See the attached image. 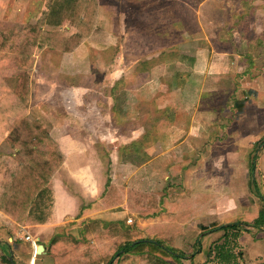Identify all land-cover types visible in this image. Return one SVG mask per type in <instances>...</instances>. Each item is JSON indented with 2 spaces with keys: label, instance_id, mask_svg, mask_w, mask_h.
I'll list each match as a JSON object with an SVG mask.
<instances>
[{
  "label": "crops",
  "instance_id": "crops-1",
  "mask_svg": "<svg viewBox=\"0 0 264 264\" xmlns=\"http://www.w3.org/2000/svg\"><path fill=\"white\" fill-rule=\"evenodd\" d=\"M5 1L10 5L6 10L19 5V0L0 3ZM26 1V9L33 11L38 0ZM40 1L42 16L50 0ZM120 1L123 5L130 2ZM166 1L168 8L146 5L153 15V28L160 23L155 18L169 13L171 30L165 36L160 29L149 34L153 42L155 37L168 42L165 47L170 52L163 46L157 55H137L131 67H118L129 53L117 54L121 62L111 61L114 33L110 27L115 24L103 23V8L97 0L95 29L72 53L45 48L33 55L37 60L49 51L50 59L51 53H57L59 59L71 58L75 63L80 59L81 64L89 58L92 65L88 76L76 65L72 72L65 70L57 111L51 113L42 106L37 116L26 113L31 122L47 128V136L58 146L64 162L53 175L52 221L17 225L0 211V264H55L58 258L70 255L80 260L108 258L126 242L124 236L130 231L138 232L136 240L160 241L175 252L177 258H167L162 264H264V218L259 217L264 211V48L254 43L259 38L253 20L248 26L252 38L244 33L240 19L230 24L221 17L218 30L205 33L201 29L193 34L185 29L187 19L182 16L181 32L185 29L192 37V45L201 42L192 51H183L182 34L177 30L178 4ZM137 4L131 6L139 7ZM250 7L262 9L253 2ZM195 9L199 10L196 6L191 11L195 13ZM238 9L244 12L247 8L239 5ZM37 16L28 25L35 24ZM63 30L75 33L67 26ZM36 62L23 69L14 56L12 70L0 71L29 70L32 76ZM117 69H121L118 78ZM19 99L10 101V110L17 108ZM17 116L6 123L0 119V148L7 147L0 163L2 157L13 156L0 164V198L9 179L6 172L14 169L19 151L5 141ZM153 133L160 144L167 140L169 144L156 146L160 152L151 155L144 150L145 140ZM114 139L130 141L120 150L116 148V158ZM98 149L110 154V160L106 158L101 166ZM114 186L123 191L119 199L107 195ZM136 194L142 201L153 196L154 210H133L131 205L138 206L133 201ZM231 225L239 228L222 229ZM25 234L31 241L24 239ZM38 246L43 247L40 255L36 254ZM142 256L129 253L119 262L151 264L143 262Z\"/></svg>",
  "mask_w": 264,
  "mask_h": 264
},
{
  "label": "rangeland",
  "instance_id": "rangeland-1",
  "mask_svg": "<svg viewBox=\"0 0 264 264\" xmlns=\"http://www.w3.org/2000/svg\"><path fill=\"white\" fill-rule=\"evenodd\" d=\"M19 0L18 7H14V9L6 10L7 5L9 3L5 1V3H0V36L4 33L2 32H8L7 34H10L14 36L13 40L8 42L6 46L0 51L1 59H0V69H11V58L15 56L13 49L16 47V45L23 44L26 41V34H27V26L28 22L34 17V14L41 16V1L38 0L34 5L33 8H35L33 11L29 9V7L26 9V0ZM101 4V7L103 8L101 10V16L103 19V23L106 21L108 24H111L114 22L115 26L110 27V30L114 33V40L112 42L114 46L111 47V53H114V58L111 60L112 62H116L122 59L117 58V54H122L123 52L129 53V56L126 58V60H123V65L118 67H131L132 63L136 61L138 58H140L142 55L146 54V56L150 55H157L161 51H158V48H165V51H169L168 47H165L169 45V43H165L161 37L156 38L153 42V36L149 34V31L158 30L160 29L162 32V35L165 36V32L170 31L171 28L168 25V18L169 13L162 15V18H155L156 22H160L157 24L158 26H155L154 28L151 26L153 24V15L151 16L148 13L149 6L147 5H156L163 8H168L166 4V0H130V2L126 5H123L124 2L120 1L116 3L117 0H98ZM138 3L137 5L139 7H132L131 4ZM206 4H204V3ZM257 3L259 4V9L261 10H254V8L250 7L249 4L251 3ZM176 3L178 4L177 7V20H178V33L181 32L182 27L180 26L183 22V17H185V20L187 19L186 28L188 31L192 32L193 34H197L198 30H204L205 33H207V30H211L213 28H216L215 30L219 29V24H222L220 21V18L223 17L224 21H228L230 24L231 22H234L235 19L238 20L239 25H241L244 33L247 35V37H252L253 33L249 32L248 26L253 20V29L256 28V37L259 38L258 42H254L257 47H263V38L264 37V0H176ZM186 3L188 6H191V9H194L196 6L199 9L195 13L194 10L191 11L189 7L186 6ZM202 4V6H199V4ZM147 4V5H146ZM193 4V5H192ZM239 5L244 6L246 11H239L238 7ZM10 6V5H9ZM8 6V7H9ZM193 6V7H192ZM182 7V9H180ZM217 9L214 12V16H212V12ZM11 8V7H10ZM17 8V9H16ZM189 8V9H188ZM36 10V11H35ZM173 15V13H172ZM35 17V18H38ZM114 16V17H113ZM243 16V17H242ZM112 17V18H111ZM114 18V19H113ZM115 18L119 21H116ZM121 18V19H120ZM124 19V22L122 23V20ZM243 19V20H242ZM215 21V23H214ZM250 21V22H249ZM102 22V21H101ZM226 22V23H228ZM211 23V24H210ZM104 26V24H103ZM183 29V31L185 30ZM181 32V38H178V42L182 40L183 44L182 49L192 51L193 47L195 46H201V42H198L197 44H191V38L190 35L185 34L184 32ZM258 32V33H257ZM210 35V34H209ZM213 35V34H211ZM214 36V35H213ZM254 37V36H253ZM252 37V38H253ZM181 39V40H180ZM184 40V42H183ZM186 40V42H185ZM163 44V45H160ZM177 42V43H178ZM204 42V41H202ZM157 43V44H156ZM186 43V44H185ZM155 47H157L155 49ZM34 54L38 55L40 51L34 50ZM49 52V51H48ZM47 51L42 57H39L37 60L34 58L32 60V63L34 61H37V69L34 74L31 76V72L28 71H18L15 67H12L16 71L12 72H6L4 74H1L0 71V119L1 121L5 122L9 120L10 118H13L16 115H26L27 111L32 114V116H37L38 114H41L40 108L42 106H47L50 108V112L52 113L57 111L58 107L61 105V94L63 93L62 88H64L65 83L63 80L67 77L65 74V70L69 69V71H73L75 65L76 68L82 67L81 72H86V76L89 75L90 67L92 65L91 60L89 58L84 59L85 64L80 63V59L74 62L71 58L65 59L64 57L58 58L59 54L57 53H51L53 56L50 59L49 53ZM136 55V57H134ZM138 55V58H137ZM83 58V57H81ZM143 59V58H141ZM13 66V65H12ZM32 66V65H30ZM115 66V68H117ZM30 68V67H29ZM77 68V70H78ZM64 69V70H62ZM122 69V68H121ZM121 69L116 70L115 77L118 78L119 72ZM12 70V69H11ZM42 71V72H41ZM3 72V71H2ZM28 73V86L26 91L25 98H20L19 101H17L16 106L17 108L15 110H10V101L16 102V89L19 87V84L22 80V76L25 73ZM64 72L63 74H61ZM61 74V75H60ZM84 76V75H82ZM78 77V76H77ZM5 79V83L3 84V80ZM7 78V79H6ZM116 80V79H115ZM122 81H116L115 84H119ZM76 83H79L81 85H84L85 83H81L78 80ZM28 101V103H26ZM6 109V110H4ZM34 114V115H33ZM168 132V130H167ZM168 134V133H167ZM154 133L145 140V150L148 154L155 153L157 150V147L166 146L169 144V141L167 140L166 144L163 145V143H159L158 139H154ZM129 140L124 139H114V145L115 150L113 151L114 157H118V150H120V147H122L124 144L129 143ZM155 144V145H154ZM199 144V142H197ZM157 146V147H156ZM42 150L46 153V156H43V158H50V156L47 154L50 151V147H47L46 145H43ZM112 148V147H111ZM116 148H119L118 150ZM41 150V149H39ZM7 152V147L0 148V156L5 155ZM98 158H99V166L101 164H104L105 159L107 158L110 160L109 155L105 154V152L102 149H98ZM160 152V151H159ZM121 153V152H120ZM125 157V153L121 154ZM120 155V156H121ZM152 155V154H151ZM12 156V155H11ZM148 156V155H147ZM40 157V155L38 156ZM42 157V155H41ZM146 157V156H144ZM13 156L10 157V155L2 157V161H9L12 160ZM121 158V157H120ZM3 162H1L3 164ZM0 163V164H1ZM110 164V163H109ZM108 164V165H109ZM112 164V163H111ZM110 164V165H111ZM112 166H115L112 164ZM115 169V168H114ZM115 171V170H113ZM112 171V172H113ZM114 173V172H113ZM120 179V178H118ZM126 224V223H124ZM132 226H135V223L132 224ZM131 228V227H130ZM28 236V234H25V237ZM16 238V237H15ZM17 242H21L19 239ZM104 251V250H103ZM107 255L104 256H98V259L92 260L89 259L88 261L92 264H99L100 261H103L106 258ZM101 257V258H100ZM116 260V258H115ZM113 261V263L115 262ZM143 262L146 260L142 256ZM75 261V260H74ZM70 264H76L75 262H71ZM79 264V263H78ZM117 264H120L118 262Z\"/></svg>",
  "mask_w": 264,
  "mask_h": 264
},
{
  "label": "trees",
  "instance_id": "trees-1",
  "mask_svg": "<svg viewBox=\"0 0 264 264\" xmlns=\"http://www.w3.org/2000/svg\"><path fill=\"white\" fill-rule=\"evenodd\" d=\"M97 18V0H50L46 3V11L33 25L27 26L26 41L17 44L13 49L16 61L23 69H28L32 63L34 50L45 48L60 52L72 53L81 43L89 38L95 29ZM67 26L75 30L70 34L63 28ZM14 36L3 34L0 36V51L12 41ZM16 89L17 98H25L28 86V73L22 76ZM9 133L5 139L11 149H18L16 164L12 171H7L8 182L3 186L0 198V211L17 225L32 223L45 225L54 218L53 175L55 169L64 162L58 146L47 136V128L39 123L31 122L20 114L9 125ZM50 147V158L45 160L46 153L42 146ZM41 149V150H39ZM40 155V157H38ZM42 155V157H41ZM107 195L112 199H119L123 191L116 186L110 187ZM134 196V192H129ZM133 197V201L141 208L152 212L156 206V199L148 196L145 201L140 197ZM132 200V199H131ZM145 202V203H144ZM134 203V202H133ZM261 219L264 211L260 212ZM258 226V221L253 224ZM239 228L236 225L222 229ZM126 242L114 251L112 256L104 259V264H117L121 257L127 254L139 253L151 264H162L167 258H177L175 252L164 248L160 241L138 239V232L130 231L124 236ZM5 257V256H4ZM116 260L113 263V259ZM179 255L178 258H180ZM90 258L84 260L73 258V255L60 257L55 264H92ZM98 259V258H97ZM95 259V261L97 260ZM125 259V258H124ZM4 260H6L4 258ZM75 260V261H74ZM93 260V258H92ZM101 262V261H100ZM100 264V263H99Z\"/></svg>",
  "mask_w": 264,
  "mask_h": 264
},
{
  "label": "water",
  "instance_id": "water-1",
  "mask_svg": "<svg viewBox=\"0 0 264 264\" xmlns=\"http://www.w3.org/2000/svg\"><path fill=\"white\" fill-rule=\"evenodd\" d=\"M42 251H43V247L42 246H38L37 250H36V254L40 255Z\"/></svg>",
  "mask_w": 264,
  "mask_h": 264
},
{
  "label": "built area",
  "instance_id": "built-area-1",
  "mask_svg": "<svg viewBox=\"0 0 264 264\" xmlns=\"http://www.w3.org/2000/svg\"><path fill=\"white\" fill-rule=\"evenodd\" d=\"M131 222H132L131 220H128L127 221V223H131ZM25 240L29 242V241H31V238L29 236H26L25 237Z\"/></svg>",
  "mask_w": 264,
  "mask_h": 264
}]
</instances>
